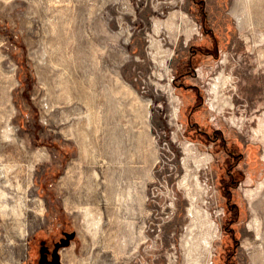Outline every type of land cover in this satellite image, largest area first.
Segmentation results:
<instances>
[{
	"label": "rangeland",
	"instance_id": "rangeland-1",
	"mask_svg": "<svg viewBox=\"0 0 264 264\" xmlns=\"http://www.w3.org/2000/svg\"><path fill=\"white\" fill-rule=\"evenodd\" d=\"M263 120L264 0H0V264H264Z\"/></svg>",
	"mask_w": 264,
	"mask_h": 264
},
{
	"label": "flooded vegetation",
	"instance_id": "flooded-vegetation-1",
	"mask_svg": "<svg viewBox=\"0 0 264 264\" xmlns=\"http://www.w3.org/2000/svg\"><path fill=\"white\" fill-rule=\"evenodd\" d=\"M202 29H203L205 35L209 37L210 41L214 39V43H212L211 45H207V46L196 45V44L191 45V58H190L188 65H187V67L189 68V71L187 72V76H190L191 74H193L195 76L198 75V73H197L198 70L194 67V60L197 57H200L203 55H208L211 57H217L219 54V49L217 47V44L215 43V36H214L213 30L211 28H208L206 24L202 27ZM190 89L194 90L198 94V97L200 98V100L202 99V95L200 94L199 87L197 85H190ZM195 112H196V110H194L192 114H194ZM189 126L192 128H195L196 130H198L202 133L205 132L204 130H202L199 127V125L197 123H192L190 121ZM216 140H217L216 142L220 141V139H216ZM230 154H232V153L230 152ZM230 173L233 175V172L230 171ZM64 237H62V238H64ZM44 241H45V246H47L49 248L48 259L52 260V252H53V250L55 248V244L57 242H54L53 246L51 247L48 245L46 240H43L42 242H44ZM42 242H41L40 251H39L40 256H41ZM40 256H39V259H40ZM39 259H38V263H39Z\"/></svg>",
	"mask_w": 264,
	"mask_h": 264
},
{
	"label": "water",
	"instance_id": "water-1",
	"mask_svg": "<svg viewBox=\"0 0 264 264\" xmlns=\"http://www.w3.org/2000/svg\"><path fill=\"white\" fill-rule=\"evenodd\" d=\"M76 233H65V237L55 244V248L52 252V260L48 259L49 248L45 246V241L42 242L41 256L39 264H63L60 251L61 249L71 245L73 239H75Z\"/></svg>",
	"mask_w": 264,
	"mask_h": 264
},
{
	"label": "bare ground",
	"instance_id": "bare-ground-1",
	"mask_svg": "<svg viewBox=\"0 0 264 264\" xmlns=\"http://www.w3.org/2000/svg\"><path fill=\"white\" fill-rule=\"evenodd\" d=\"M224 82H225L224 78H222L221 76L217 77L214 80L213 84L211 85L212 86V91L217 93L219 86L221 85V83H224ZM226 104H230V101L229 100H225L223 105H226ZM260 127H261V129H264V120L261 122V126Z\"/></svg>",
	"mask_w": 264,
	"mask_h": 264
}]
</instances>
